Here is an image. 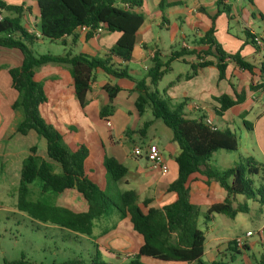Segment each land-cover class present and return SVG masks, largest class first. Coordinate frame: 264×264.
Wrapping results in <instances>:
<instances>
[{
  "label": "trees",
  "instance_id": "trees-1",
  "mask_svg": "<svg viewBox=\"0 0 264 264\" xmlns=\"http://www.w3.org/2000/svg\"><path fill=\"white\" fill-rule=\"evenodd\" d=\"M142 3L143 0H35L39 21V31L36 34L21 24L24 13L31 12L29 6H24L23 3L10 5L0 0V48L17 49L22 55L18 66L7 69L10 85L17 92L10 107L20 113L15 132L26 135L34 131L41 136L45 141L48 158H40L33 146L22 160L16 208L41 222H49L89 237L92 235L94 221L102 218L113 206L119 217L129 216L132 229L142 238L137 253L124 264H148L143 261L145 257L187 264H232L241 254V249H248L246 244L239 249L233 240H229L226 243V252L230 255L228 259L209 263L202 261L205 234L198 226L200 210L190 199L192 176H203L206 185L216 182L226 192L222 202L208 206L204 218L210 220L214 213L234 218L239 212H248L246 203L237 202L238 196L264 204V167L249 156L224 170L214 169L209 162L210 157L219 149L236 150V133L227 128H211L204 120L205 113L189 117L184 111L189 98L184 97L180 102L172 103L171 98L165 100L161 97L156 86L164 74L171 70L173 61L190 64L191 72L184 76L186 80H191L204 68L213 67L218 72V80H227L232 90V95L223 93L213 97L218 104L214 112L221 116L232 106L244 102L245 93L237 91L235 85V81L241 80L243 73L250 75L251 90L264 89V60L254 64L241 54L245 45H249L256 53L260 51V46L254 39L256 35L245 30L246 39L239 49L234 52L223 49L215 36V20L223 12L231 18V5L225 4L224 0H216V12L207 15L211 21L210 27L195 40L196 46L191 49L182 46L179 50L171 51L165 59L155 51L144 76L140 79L134 78L126 63L133 60L136 34L144 22ZM2 10L13 12L14 16L3 15ZM82 27L89 28L86 38L93 36L98 27L107 32L118 33L119 37L103 57L82 52L73 54L70 50L62 55H36L30 48L41 38L66 45V38L70 37V42L74 45L77 40L74 31ZM199 46L202 48H198ZM186 56L193 57L194 60L188 62ZM113 58L124 65L114 62ZM49 63L69 66L70 85L81 111L88 104L87 93L96 79V70H101L111 78L129 79L134 83L132 91L137 94L134 101L135 112L142 117L149 108L152 115V119L143 121L139 127L138 138H145L153 120L160 119L171 130V139L178 147L175 157L177 176L167 187V192L174 194L170 203L161 208L152 207L151 198L140 200L137 193L130 189L120 192V203L116 204L111 196L102 191L91 173L92 167L89 163L92 151L89 145L86 142L70 145L71 142H66L68 130L51 125L40 114V107L49 101V95L44 85L36 80V69ZM229 66L231 70L227 75ZM3 68L0 65V71ZM256 77L262 81L257 83L254 79ZM102 88L107 102L99 108L98 116L105 120L112 114L114 98L121 88L117 84L109 83ZM243 116L242 114L244 127L251 130V123ZM102 165L114 181H119L126 175V166L112 156H105ZM258 175L260 178L255 185L254 177ZM36 179L39 180L41 192H74L82 199L83 206L75 208L50 204L43 198L31 199L29 186ZM262 230L264 234V228ZM260 241L262 252L256 264H264V235ZM57 264L86 263L75 259ZM87 264L106 263L99 252L95 251Z\"/></svg>",
  "mask_w": 264,
  "mask_h": 264
},
{
  "label": "rangeland",
  "instance_id": "rangeland-1",
  "mask_svg": "<svg viewBox=\"0 0 264 264\" xmlns=\"http://www.w3.org/2000/svg\"><path fill=\"white\" fill-rule=\"evenodd\" d=\"M178 1L164 0L162 5L164 18L168 19L171 24H175V27L170 31L167 30L166 27L161 26L160 31L157 30L161 38H155L153 42V44H157L161 51H165L167 54L171 50H179L182 42L192 45L194 41L193 32L186 21V19H189V21L193 19L192 14L187 12V9L191 8L192 2L186 1L184 3V1H182V4L178 5V3H176ZM253 1L254 3L257 2V0ZM230 2L234 14H236L235 10L241 14V8H246L249 5L247 0H230ZM164 4H168V7L165 8ZM153 5H155V2L143 0L142 10L146 18L150 17L154 9ZM178 10H181L184 16H182L184 21L179 24L175 23L173 17V12ZM253 14L256 20L249 19V21L255 23L256 26H253V28L258 33H262L263 26L260 28L257 27L262 23L259 21L258 12L255 8H253ZM237 20L240 21V18ZM21 24L24 26L22 22ZM236 27L237 25H235V28ZM235 30L236 29H232L231 32L235 33ZM30 48L36 55H62L69 50L68 46L61 44L59 41H49L44 38L36 40ZM70 49L73 54L79 52V47H72ZM5 51L8 50L3 48L0 50V65L4 66V69L0 73H8L7 70H5V66H9L6 61V56H4L5 53H7ZM259 52L264 59V49H261ZM101 57L103 56L101 55ZM187 59L191 60L190 57ZM145 63L147 62L132 60L127 62L126 65L130 73H132L135 78L140 79L145 74L143 68ZM68 71L69 66L66 64H45L36 69V80L44 85L49 95L52 92L53 80L59 78L60 80L66 81L68 79V75L66 74ZM190 72L191 68L189 63L179 60L173 61L171 63V70L164 74L156 86L161 97L165 100L171 98L172 103H178L184 98V92H187L194 94L192 100L195 102L209 104L211 102L210 93L222 94L230 90L226 81H220L218 84L217 71L213 67L204 68L199 71L197 76L191 80H186L184 76ZM95 73H97V80L104 79L105 75H103L101 70H96ZM242 84L247 86L245 82ZM245 88L244 91L241 89L239 92H244L246 97H248L249 93ZM248 89L251 91L249 87ZM1 92L2 94H0L6 99L7 91L2 89ZM68 106V109L63 115L65 117L64 122L69 125L67 130L69 132L68 139L71 141L70 145L79 144L84 136L87 142L91 144L93 150H99L98 143L88 135L90 131L89 126L93 125V118L96 111L90 106L87 111V117H83L79 114L75 100L72 102L70 98ZM251 106L252 109L242 114L244 115L243 118L251 123L252 130H248L244 127L242 117L238 116L241 112L239 107L232 108L228 113L224 114V116L212 113L211 121L218 128H227L235 132L238 137V147L236 150L228 151L219 149L212 154L209 162L214 169L218 171L224 170L234 166L239 160L249 156L253 157L264 167V94L257 98ZM52 107V104L40 107L42 118L51 125L64 130V127L57 123V119L51 111ZM93 107L95 106L93 105ZM12 113L13 112L7 106H2L0 110V116H2L4 124H6L5 126L3 125L2 131H0V264L4 262H14V264H57L66 260L75 259H81L87 264L95 252V247L93 246L95 243L94 241L98 240L102 242L106 237V235L101 234V232L116 225L119 227L122 225L121 227L124 228L125 224L124 222H118L119 215L117 210L112 206L107 214L101 219L94 221L95 226L91 237H79L67 229L60 228L49 222H41L32 218L27 213L17 210L18 166L30 153V148L33 146L36 147L37 155L44 159L45 143L44 139L36 133H31L26 136L19 135L18 133L13 134L10 129L12 121L7 117L8 114ZM148 119H152L149 108L146 109L141 117L140 126L143 121ZM80 128H82V131ZM82 132L84 135H82ZM151 133H154L156 138L162 137L164 139L172 135L171 130L167 128L160 119L156 120ZM137 140H139V138ZM173 144L176 146L175 142H173ZM129 146H131V143H129ZM91 164L94 170L93 177L99 187L104 193L111 196L116 204H119V194L126 188L123 181H114L101 162L93 160ZM259 178V175L254 177L255 185L258 183ZM39 185V180L36 179L29 186L31 189V199L36 200L43 198L44 201L50 204L68 205L75 208L83 206L82 199L74 192L55 194L49 191L43 193ZM225 194V191L218 184L213 186V195L216 201L221 202ZM240 197L242 196H238V202L246 203L248 212H239L234 218L214 213L212 214L214 217L213 219L206 220L204 214L208 208V202L203 201L202 203H197L194 201L200 210L198 226L204 232L206 238V253L202 256V261H209L212 260L214 256H217L215 252V255H210V252L207 251L208 247L214 246L215 236L220 238L223 237L219 240L223 242L221 243L223 245L225 238L240 234L246 230L251 232L247 241L250 243L252 250H259L260 240L264 235L262 230V226H264V204L253 202L244 197H242L243 199L241 200ZM112 241H114V239H112L111 242ZM97 249L101 259L106 264H117L119 262V260L116 259V255L112 252L105 251L102 245ZM221 255H223V253ZM243 257V255H238L232 264H242ZM145 263L159 264L151 260Z\"/></svg>",
  "mask_w": 264,
  "mask_h": 264
},
{
  "label": "crops",
  "instance_id": "crops-1",
  "mask_svg": "<svg viewBox=\"0 0 264 264\" xmlns=\"http://www.w3.org/2000/svg\"><path fill=\"white\" fill-rule=\"evenodd\" d=\"M4 1L10 5H19L23 3L24 6H29L31 8V12L30 13L25 12L21 18V22L24 24V27H28L30 32L38 34L39 21L37 18V9L35 6V0H4ZM148 1L155 2V5H153L154 9L152 10L150 17L148 18L145 17V13L142 10V13L144 15V22L136 34L137 37L135 39V45L133 50V60L147 62L143 66L144 70L149 66V61L153 57L155 51L159 52L162 59H165V56L169 55L171 51H176V50H171L167 54L165 51H161L158 48L157 44H153L155 38L157 39L161 38L160 34L157 32V30L160 31L161 26H164L166 27L167 30L171 31L174 29L175 24H171L168 19L164 18V14L162 11L163 9L162 5L164 3V0H148ZM182 1H184V3L186 1L192 2L191 8H188L187 12L192 14L193 19L192 21L186 19V21L188 22L190 29L193 32L194 41L192 45H188L185 42H182L181 44V47L184 46L188 49H191L194 46H196V44L194 43L195 40L198 39L200 36H202L203 33L210 27L211 21L207 15H213L216 12L217 9L216 0H180L176 3H178V5H181ZM224 3L231 5V18H228L227 14L223 12L215 20V28H216L215 36L217 41L222 45L223 49L229 52H234L237 49H239L240 45L246 39L244 32L245 30L260 37L262 40V46H260V50L264 49V0H257L256 3H254V1L252 0V2L248 3L249 5L246 8H241V14H239L237 10H235L236 14L233 13V7L230 0H224ZM164 6L165 8H167L168 4H164ZM253 8L257 10L259 21L262 23L261 25L257 26L259 28L263 26L262 33H258L253 28V26H256L255 23L249 21V19L256 20L253 14ZM1 13L3 15L14 16L13 12H7L2 10ZM173 13H174L173 17L175 23L179 24L184 21V19L182 18L183 14L181 10L174 11ZM239 18L240 21L237 20ZM235 25H237L236 28ZM232 29H236L235 33L231 32ZM74 32L77 36L76 43L72 45L70 42V37H67L65 41L66 46L69 47V50L72 51L70 49L72 47L75 48L79 47V52L86 53L90 56H95V57H101V55L104 56L107 53L108 49L115 43V41L119 37L118 33L107 32L106 30H103L99 35L93 34V36H91L90 38L85 37L86 31H83L82 29H77ZM198 48H202V46H199ZM7 50L8 51H5L7 53H5L4 56H6L7 59L6 61L9 66L6 65L5 70H7L10 67L18 66L22 60V55L19 50L17 49H7ZM241 54L246 56L254 64H259L262 60H264L260 52L257 53L254 52L253 48H251L249 45H245L243 47V49L241 50ZM187 58L188 57L186 56L185 59L188 62L194 60L193 57H190L191 60H188ZM113 61L121 64L122 66L124 65V63H121L119 60L115 58H113ZM230 70H231V66L228 67L227 75H229ZM66 74L68 75V79L66 81L60 80L59 78L53 80V87L51 94H49V101L43 106H48V104H52L53 107L51 108V111L53 115L56 117L57 123L67 130L68 129L67 127H69V125L64 122L65 117L63 114L66 112V110L69 107L68 106L69 98L72 100V102H74V100L76 102V99L73 95L72 87L70 85L71 78L69 71ZM95 74H96V79L91 84V89L87 93L88 104L86 105V107L81 111L76 102L79 110V114H81L83 117H87V111L90 106L96 111V114L93 118V125L89 126L90 131L88 132V135H90L94 139V141L98 143L99 150H93L91 144L87 142L84 136H83V140L81 141V142H86L92 151L90 156V163H89L90 167H92L91 162L93 160L96 162L97 161L101 162L102 164L105 156L114 157L118 162L124 164L127 168L126 175L121 179L126 187L122 191L130 190V189L134 190L137 193L138 198L140 200L144 198H151L152 207L155 208L163 207L164 205L170 203L174 199V194L167 192V187L169 183L172 182L177 176V166L175 163V157L178 154V147H176L177 145L175 146L173 144V141L171 139L172 135L167 139H164L162 137L156 138L155 134L151 133L152 127L154 126L157 120L155 119L153 120L151 126L148 129L146 137L137 140L138 139L137 131L140 127L141 117L137 115L134 109V101L137 96V94L132 91L134 83L129 79H114L107 76L104 73H103V75H105L104 79L97 80V73ZM130 74L133 76L132 73ZM217 76H218V72H217ZM254 79L257 83H260L262 81L257 77ZM217 81L218 84L220 81L227 82V80H218V78ZM243 82L247 83V86H244L242 84ZM249 82H250V75L246 72L243 73L241 80L236 81L235 84L236 90L239 91L242 89L244 91V88L246 87L245 89L248 90L249 96L246 97L245 95V100L243 103L232 106L231 108L226 110L224 114L228 113L229 110H231L234 107H239L241 109V112L240 114H238V116H241L242 113L252 109L251 104H253L257 100V98H259L262 94H264V89L249 91L248 89ZM106 83L117 84L121 88V90L114 98L113 101L114 110L112 114L108 116L107 119L104 120L98 116V112H99V108L107 102L106 93L102 88ZM0 84L2 85V86L0 85V90L2 91V89H4L7 91L6 99L1 95L2 92L0 91L1 93L0 110L2 106H7L13 112L12 114H8L7 117L10 118V121H12V123L10 122L11 123L10 129L14 134L16 133L15 127L20 118V113L18 111L12 110L10 105L16 99L17 92L10 85V78L8 73H0ZM225 93L232 95L231 88L229 91ZM209 95L211 98V102L209 104H200L192 100L193 99L192 97L194 96L193 93L191 94L184 92V97L190 99L187 102V105L185 106L184 109L185 113L189 117H197L198 115H200L201 113H197L191 108L192 103H197L204 109L203 113H205L206 117H209L211 119L212 113L215 114L214 108L218 106V104L213 100V97L219 96L221 94L210 93ZM1 98L3 99V101ZM93 105L95 107H93ZM224 114L222 116H224ZM3 125L5 126L6 124H4L3 118L2 116H0V131H2L1 129L3 128ZM80 129L82 131V128ZM31 133H35V132L30 131L28 134ZM82 135H84L83 132ZM66 142L67 143L71 142L70 139H68V136ZM129 143H131V146H129ZM147 144L155 145L159 149L160 154L162 155L168 166L167 173L165 174L161 173L158 169L154 168L152 164L147 160L145 155L134 156L132 154L133 147L135 146L143 147L144 145ZM44 153H45L44 159L48 160L46 156V152ZM20 166L21 163L18 166V170L20 169ZM56 171H58L57 167H56ZM93 171L94 170L92 167V172H91L92 174H94ZM192 180L193 181L191 183L190 199L194 204H196L194 201H196L197 203H202L203 201H207L209 206L211 203L218 202L214 199V195H213V186L217 184L216 182H211L209 185H206L204 182L205 178L201 175H193ZM225 197L226 194L223 197L222 201L224 200ZM240 198L241 200L243 199L242 197ZM238 199L239 198L237 197V202ZM213 218L214 217L211 215L210 219ZM118 222H124L125 227L122 228L121 227L122 225L120 227L116 225V226H111L110 228L104 230L103 232H101V234L106 235L104 241L101 242L95 240L93 246L95 247V251H98L97 248H99V246L102 245L105 251L112 252L116 255V259L119 260L117 264H124L130 257H132L135 253H137L138 248L142 243V238L132 229L129 221V216L123 218L119 217ZM263 228L264 226H262V229ZM247 231L249 230H246L245 232H242L240 234H236L232 237L225 238V242L223 245L221 244L223 242L219 241L223 237L220 238L215 236L214 246L208 247L207 251L210 252V255H215L216 253L217 256L216 257L214 256L212 260L203 261V262L209 263L213 260H218V259L222 260L223 258L228 259L230 255L228 252H226L227 241L232 240L237 236L244 235ZM72 233L79 237H83V235H79L74 232ZM112 239H114V241L111 242ZM246 245L248 246V249L245 250L241 249V254L239 255V256L241 255L244 256L242 264H256L259 255L262 252L261 242L259 245L260 247L259 250L256 251L252 250V247L250 243L247 241V239H246ZM205 253H206V249L204 243L203 255ZM222 253L223 255H221ZM148 260L157 262L159 264H187L184 262L161 261L148 257L143 258L144 262H147Z\"/></svg>",
  "mask_w": 264,
  "mask_h": 264
},
{
  "label": "built area",
  "instance_id": "built-area-1",
  "mask_svg": "<svg viewBox=\"0 0 264 264\" xmlns=\"http://www.w3.org/2000/svg\"><path fill=\"white\" fill-rule=\"evenodd\" d=\"M2 16L0 14V20ZM83 31H86L89 29L88 27H82L81 28ZM104 29L98 27L94 30L95 35H99ZM256 43L259 46H262V40L260 37L256 36L255 38ZM146 68V67H145ZM191 108L196 111L197 113H203L204 109L198 105L197 103H192ZM205 122L213 129L217 128V126L211 121L209 117H206ZM132 154L134 156H142L145 155L147 160L152 164V166L156 169H158L161 173H167L168 171V166L162 157V155L159 152V149L152 144H147L144 145L143 147L141 146H135L132 148ZM251 235L250 231H247L244 235H240L235 237L233 240L235 246L237 248H242L244 244H246V239Z\"/></svg>",
  "mask_w": 264,
  "mask_h": 264
}]
</instances>
